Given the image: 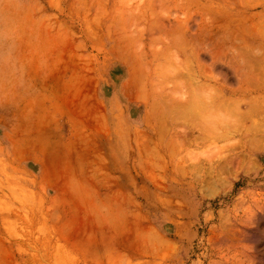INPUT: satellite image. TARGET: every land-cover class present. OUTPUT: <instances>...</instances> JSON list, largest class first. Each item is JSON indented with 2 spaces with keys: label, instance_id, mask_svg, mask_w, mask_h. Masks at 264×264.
Returning a JSON list of instances; mask_svg holds the SVG:
<instances>
[{
  "label": "rangeland",
  "instance_id": "374dc122",
  "mask_svg": "<svg viewBox=\"0 0 264 264\" xmlns=\"http://www.w3.org/2000/svg\"><path fill=\"white\" fill-rule=\"evenodd\" d=\"M194 1L0 0V264H264V149H217L228 163L183 169L177 156L194 150L201 158L208 147L166 152L145 111L153 77L145 91L141 52L153 76L154 53L169 62L162 55L176 50L172 20H186ZM246 1L202 0L216 22L228 12L250 17L246 30L235 25L254 43L238 69L242 89L223 96L240 112L250 99L258 119L264 0ZM228 75L204 82L202 93L219 98L237 84Z\"/></svg>",
  "mask_w": 264,
  "mask_h": 264
},
{
  "label": "bare ground",
  "instance_id": "6f19581e",
  "mask_svg": "<svg viewBox=\"0 0 264 264\" xmlns=\"http://www.w3.org/2000/svg\"><path fill=\"white\" fill-rule=\"evenodd\" d=\"M204 1H207V0H204ZM241 3H242V0H241ZM193 4H195L194 6L195 8L192 7L194 10H190V9L188 10L190 12L186 20L181 19V18H176L172 20V23H174V25L176 26L178 30L177 33L173 34L171 37L173 39L172 45L176 47V50L173 53L162 55L164 58L167 57L170 61L169 62L161 61L159 57L161 56V54H159L158 52H155L153 55L154 59L152 60L156 61L155 63L156 71L153 74V76H151V74L146 75L145 66L147 65V63L146 61L144 62V59L148 58L147 57L148 55L145 54V52L144 53L141 52L142 53L141 55H143L142 58H144L142 59L139 57L138 59V66L141 71V74L138 69H136V71L138 70L137 72L139 73L137 72L136 73L138 77H139V74L141 76L139 77V81L141 79L142 86L141 84H135L136 82H138V78L133 77V76H136V73H134L135 70L130 69L131 71L130 70L128 71L134 73V74L132 73L133 82H135V80L133 79H137V81L133 85L134 86L137 85L136 87H139V88L142 87L143 89H145V91H146V88H144L143 84L145 85L146 81L147 80L149 81V77H153V81H151L148 85H145V87L149 86V89H150L149 93L150 95H152L151 96L152 101H150L149 104L147 103V106L145 107V111H147L148 115L151 114L153 118L155 119V133L159 135L162 134L163 137L165 136L164 138L163 137L161 138L162 135H160V138H161L160 141H162V139L163 140L165 139L164 143L166 141V147H165L166 149L164 150L165 151L168 150L169 152L179 151L181 153L180 151L181 149L185 150L184 148L189 147V146H198V145H203V147L207 146L208 147V148L206 147L207 152L201 158L199 156L201 155V153H204L203 151L202 152L200 151L201 152L200 154L199 153L196 154L194 150H191L192 152L189 150V152L185 151L186 153L183 155L178 152L180 154V158L177 156V159L179 160V162L177 161V163L178 164H180V162L183 163V169H184V166L187 164H189L190 166L191 165L195 166V167L196 165H200L201 167L204 161H207L205 162V164L212 161L213 163L211 165L210 163L207 165L208 167L210 166V168L212 166L214 168L213 164H216L215 167L216 166L220 167L228 163V160H229L226 157L225 158L227 160L221 158V157H224V155L222 156L221 154L218 153V151L219 152L221 151L220 149L225 150L223 148H226L228 150L229 148L230 150V148H234L236 146H239L241 150L264 149V116H263L264 113L263 114L261 113L260 115L263 117L254 119L252 118V115L255 113L253 110L254 104L252 103L250 99L242 100L243 104L246 106V110L240 112L239 111V107H240L239 101H236L233 104V108L230 109L228 108V106L232 103L228 101L229 98H226L223 96L225 95V93L234 94V92H237L239 91V89H242V76L238 73V69L240 66L244 65L245 60L250 59V55H252V53L248 51L249 50L248 48L250 47L249 44H254L251 41H249V43L247 42L245 43V41L247 40L245 38H244L245 40L243 39L244 36L242 37V35L244 34V31L246 30L245 28L246 24H244L243 22H246L245 19L247 20V18H250V17L244 14L243 15L241 14L244 17V18L242 17L243 22H241L240 14L237 17L238 14L235 12H232L233 15L236 16V17L234 16V18L237 19L235 20L234 18L232 19L230 17V16L233 17L232 13L230 15L228 12L227 13L228 18L225 20L226 22L225 21L216 22L219 19H216V21H214L212 19L214 14L213 15L211 14L210 15L211 17L209 16V13L211 12V10H213V7L212 9H210L211 5H207L203 3L202 0H196L194 1ZM244 4L246 3L244 2ZM201 7H205V9ZM206 8L209 11V13L204 12V11H207ZM253 15L254 13L251 14V16ZM238 22L239 24L241 22V24L244 25L242 26L240 24L242 27L245 28V30L244 29L239 30L242 27L239 26L240 27L239 28L237 27L238 25L235 26L236 24H238ZM262 23H260L261 25H257V24L256 25L258 29H260L259 27H261V29L263 28L264 30V27H262V25L264 24ZM159 24H160V29H161L160 33H162V31L166 29L167 25L165 26V23L163 21L160 22ZM237 29L239 30L238 31L239 33L240 31H243V32L239 34L237 33ZM258 29H257V33H258ZM263 30L262 32H264ZM263 36L260 35V38H258L257 40L258 41L257 51L261 50L262 52L256 55L257 61L262 64L264 63V46L261 44L262 42L264 44ZM246 37L248 36L246 35ZM144 54H145V57H144ZM179 54L183 56L182 58L180 57V59H179ZM202 54H207L210 60L208 62L205 61L202 58ZM129 61L130 60H128V63H131V62L134 63V60H132L131 62ZM136 62L137 61H135V63ZM131 64H129V68ZM223 66H225L227 70L222 68ZM131 67H133V64ZM134 68L135 67H133L132 69ZM229 71L233 72L237 78L236 86H229L228 84H226L225 86L221 88L222 93L220 92L219 94L220 97L216 99L213 97H210L212 93H208V92L202 93V90L206 89V85H204V82L205 84L208 85L210 84L211 81L216 82V80L220 79L222 80L223 83H226L228 76H229L228 75ZM130 81L131 79L128 80L129 85L130 83H132V81L131 82ZM245 81H247V79ZM127 88H130V87H127ZM151 89H153V93L151 92ZM145 93H143L144 98H145V95H144ZM136 97H137V94L133 93V96H131V99H137ZM141 97H139L138 99H141ZM229 110H234L233 112L238 113L239 115L238 114H237L238 116L233 115V117L234 116H237V117H234L233 119H231L230 116L228 115H231L232 112ZM235 135L238 136L236 140H233L232 142L227 141L229 138ZM219 141L224 142V143L220 144ZM164 143L162 145H164ZM144 144L145 143H143V146L147 148V146ZM150 148H152V146ZM150 148H148V150ZM143 149L141 148V150ZM212 149L215 150L214 152H216L218 149L216 154H218L217 156H220V155L221 156L220 157L215 156L216 154L213 152ZM210 152H212L213 155ZM192 153H195L196 155L194 154L192 155ZM227 153L226 154L223 153V154L227 155ZM155 154H157V152ZM238 155L240 156V154ZM171 156L174 157V155H170V157ZM243 157H244V154H243ZM212 158H215V159H212ZM240 159L243 160L242 158ZM155 160H157V158ZM174 160L175 159L171 158V161H174ZM176 160L174 163H176ZM186 160L187 162H185ZM162 162L164 164L169 163L168 157H167V160L163 158ZM154 164L155 165L153 166L156 167V163ZM180 167H182V165ZM200 169H202V167ZM108 207H110V205ZM155 237L156 236H154V238Z\"/></svg>",
  "mask_w": 264,
  "mask_h": 264
}]
</instances>
